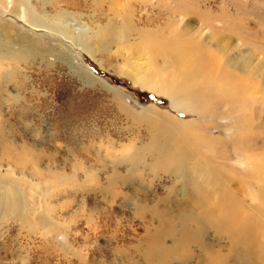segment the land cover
Masks as SVG:
<instances>
[{
	"label": "rangeland",
	"instance_id": "374dc122",
	"mask_svg": "<svg viewBox=\"0 0 264 264\" xmlns=\"http://www.w3.org/2000/svg\"><path fill=\"white\" fill-rule=\"evenodd\" d=\"M31 1L49 15L63 12V25L73 34L84 25H111L126 28L128 39L90 56L47 34L42 43L59 54L0 67L1 76L13 72L10 82L0 77V128L15 136L7 140L11 152L0 145V176L18 182L32 212L29 222L0 221V264H146L144 252L159 223L140 210L144 199L166 196L174 203L161 209L170 217L191 213L210 229L222 225L223 246L246 262L230 264H264V0H67L61 6ZM18 28L17 34L26 33ZM85 69L108 88L89 82ZM156 77L168 86H199L193 102L206 113L176 110L162 85L155 90L143 83ZM147 109L180 126L195 125L191 131L206 139L224 141L219 155L208 159L233 180L237 210L220 207L221 196L208 200L200 184L207 187L220 176L200 167V157L191 163L197 189L183 187L171 167L152 163L144 126L154 116L146 119ZM187 140L192 151L206 154L195 138ZM134 158L141 161L138 172L128 164ZM48 171L57 181L47 179ZM39 216L64 235L47 234L36 224ZM246 223L249 230L232 231ZM214 235L209 232L205 241L213 242ZM171 244L167 240L165 247ZM188 250L194 256L188 264H200V248ZM168 261L182 264L176 257Z\"/></svg>",
	"mask_w": 264,
	"mask_h": 264
},
{
	"label": "bare ground",
	"instance_id": "6f19581e",
	"mask_svg": "<svg viewBox=\"0 0 264 264\" xmlns=\"http://www.w3.org/2000/svg\"><path fill=\"white\" fill-rule=\"evenodd\" d=\"M38 1L42 2L41 0ZM66 1L67 0H50L47 4L49 6H61V4L65 3ZM34 4L31 0H0V67L9 66L13 64V62L24 64L32 63L31 61L37 56H40L44 61L46 55L51 57L55 54H59V52L56 53V51L53 49L55 46L49 47L47 46L48 43H42L44 42L43 40L48 39L46 38L47 34H54L61 38L67 39L70 41V43L81 48L90 56L96 54V51H104L109 48L110 45L124 43L128 39V32L126 28L119 29L111 25L99 27L97 30L87 28L84 25L80 28H74L73 34L63 25V12H56V14L52 16L47 14L43 7L38 8ZM14 22L19 23V26L23 28V30H26V33H23L25 31L22 30L23 32L21 31V33L23 34H17L15 29L18 31L19 26L15 27ZM31 32L35 33H32L34 36L30 35ZM61 54L65 56L63 51H61ZM12 73H4L3 76L0 75V77L4 78L3 84L5 82L11 81L13 77ZM84 74L89 75V82L92 80L94 81L95 79V82H101L108 88L107 84L96 78V76L86 69ZM143 83L146 85V87H150L155 90L158 89L157 87L159 85H162V93H165V95H168L173 99L174 108L176 110L182 109L185 111V109H188L189 111H192V109L196 108L198 110L197 112L202 114L206 113L204 109L205 107H197L198 105L196 106V104L193 102V98L198 94L199 86L190 87L186 82L182 83L181 81L178 83H171L170 86H168L167 83H164L159 77H156L155 80L147 78L143 81ZM2 93L3 85L0 83L1 96ZM128 111L126 113L128 116H130L132 113ZM146 113V119L154 116V118L148 119L147 124L144 126V128H146V132H149L150 147L148 149H151L150 156L152 163H155V165L161 163L164 167H171L172 170L169 169L171 172L175 173L178 178L179 176L183 178V187L188 185L192 189H197L200 182L197 181L194 176L195 166L191 165V163L192 161H197V159L200 157L203 161L201 163L199 162L200 164L198 165L200 167H204V170H206L208 174L215 173L217 176L224 178H211V181L212 179L215 181L212 184L209 181L207 187L203 184H200L202 189H208V200H212V197L215 198L216 195L221 196L223 201L219 202L220 207L222 206L224 209L237 210V205L239 204L235 198L236 193L232 189L234 183L233 180L226 178L227 172L219 167H215V162H212L210 159H208L209 157H216L219 155L220 151L226 147L223 143L224 141L214 140L210 137L206 139L202 135L204 133L201 134L191 131L192 128H195V125L184 124L180 126V124H175L161 116L159 113H156L155 110L147 109V111H144L143 114ZM12 135L13 133H8L6 128H0V145L3 147L4 151L8 153L11 152V147H9L10 145L7 143V140ZM191 137L195 138L197 142L205 147L207 151L206 154L200 156L194 150L192 151L188 147L189 145L187 139H191ZM153 143L158 145L157 149L153 148ZM27 155L30 156L31 154L28 153ZM161 158L162 160L160 161L159 159ZM38 159L40 158L38 157ZM135 160L137 159L134 158L130 163H128L132 168L131 172H138L142 167L139 165L141 161L138 162ZM171 163H173L175 166L171 165ZM146 164L147 168L149 164ZM194 165H196V163ZM55 175L56 174L52 171H48L47 179H54L57 181ZM116 175L118 174L116 173ZM114 180L110 179L109 183L112 184ZM130 180H132V183L134 184V179L131 178ZM223 185L224 187L222 190L224 191L221 192L220 187ZM138 193L139 192L135 194ZM24 194L25 192L21 190L17 181L14 182L8 178L0 176V221L18 219L23 220L24 222H29V215H31L32 212L30 209L31 207L27 202V196L26 194L24 196ZM150 201L151 199H144V209L140 210V212L145 210L146 214L148 213L149 216L155 215L156 219L151 218V221L154 220L159 223V225L156 229L157 231L155 230L156 232L154 235V240L151 243V247L147 249L146 252H144L146 264H168V260L171 257L180 259L182 264H188L193 260L194 257L193 253H190L188 250L189 248H192V245H197L200 248L202 255L200 257L201 260L199 261L200 264H207V261H209V264H212L213 262L214 264H230V262H237L236 260L245 262V257H237L235 255V251H232L231 246L229 248L223 246V239H226V235L224 233H220L222 225H210V227L213 228L210 229L207 225L202 223V220H200L197 216H192L191 213H186L185 215L181 214L176 219L170 217L167 212L161 209V207H166L169 209L173 205L174 201L171 196H166L163 198L157 197L156 201ZM224 201L225 203L222 205ZM45 203L46 202L43 201L42 205ZM32 209L34 208L32 207ZM175 221H177L178 224H176ZM36 224H38L41 228H45L47 230V234L52 233L56 239L64 235L59 230L58 226L52 224L48 218L44 216L42 218L39 216V218L36 219ZM192 224L196 225L198 230H194L192 228ZM226 227L228 229L231 228L227 225ZM233 229L234 231L240 230L245 232L247 229H250V226L248 223H246L244 226H234V228L232 227V231ZM209 232L215 233L213 242H207L204 239L208 236ZM167 240L171 241V248L165 247V242ZM62 242H65V240L63 239ZM153 246H155L154 249H152ZM181 253H184V257L178 258V255Z\"/></svg>",
	"mask_w": 264,
	"mask_h": 264
},
{
	"label": "trees",
	"instance_id": "16d2710c",
	"mask_svg": "<svg viewBox=\"0 0 264 264\" xmlns=\"http://www.w3.org/2000/svg\"><path fill=\"white\" fill-rule=\"evenodd\" d=\"M102 75H104V76H106V77H111V76H109L108 74H102ZM112 79V81L114 82V84H116V85H119V86H122V87H127L128 86V84H127V82H123V81H121V80H119V79H117V78H111ZM119 81H121V83H119ZM129 87V86H128ZM129 92H131V93H134V91L135 90H133V89H130V88H128L127 89Z\"/></svg>",
	"mask_w": 264,
	"mask_h": 264
}]
</instances>
